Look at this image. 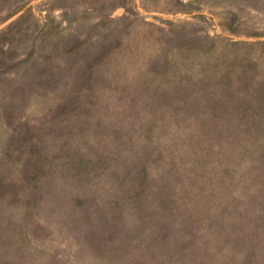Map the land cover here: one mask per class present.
Listing matches in <instances>:
<instances>
[{
  "label": "rangeland",
  "instance_id": "obj_1",
  "mask_svg": "<svg viewBox=\"0 0 264 264\" xmlns=\"http://www.w3.org/2000/svg\"><path fill=\"white\" fill-rule=\"evenodd\" d=\"M0 264H264V0H0Z\"/></svg>",
  "mask_w": 264,
  "mask_h": 264
}]
</instances>
